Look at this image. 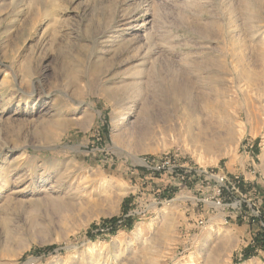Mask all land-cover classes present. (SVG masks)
<instances>
[{"label": "rangeland", "instance_id": "obj_1", "mask_svg": "<svg viewBox=\"0 0 264 264\" xmlns=\"http://www.w3.org/2000/svg\"><path fill=\"white\" fill-rule=\"evenodd\" d=\"M22 1L0 4V264H264V0Z\"/></svg>", "mask_w": 264, "mask_h": 264}, {"label": "bare ground", "instance_id": "obj_2", "mask_svg": "<svg viewBox=\"0 0 264 264\" xmlns=\"http://www.w3.org/2000/svg\"><path fill=\"white\" fill-rule=\"evenodd\" d=\"M20 1V0H19ZM19 1H17V0H11V2H12V6H14V8H13V10L15 11V10H18V7L20 6V5H18V2ZM22 1V0H21ZM23 2V1H22ZM26 2H24V4H25ZM0 4H2V0H0ZM22 7V6H21ZM20 11H22V10H20ZM20 11H19V13H20ZM2 11H1V7H0V13H1ZM18 12V11H17ZM15 14V13H14ZM1 15H2V13H1ZM1 15H0V18H1ZM9 15H10V13H9ZM130 18V17H129ZM126 19V18H125ZM133 20V19H132ZM135 20V19H134ZM128 21V20H127ZM125 22V24H130L129 22ZM109 28V27H108ZM107 28V29H108ZM132 28V27H131ZM107 29H105V30H107ZM125 29H130V27H128V28H125ZM105 30H104V32H105ZM108 31H110V29H108ZM112 31V30H111ZM3 32H6V31H3ZM1 35H3V33H1ZM106 35H107V33H106ZM109 36V35H108ZM109 37H113V36H109ZM116 37V36H115ZM115 38L114 39H112L111 41L112 42H115ZM107 41H109L108 43H110V39L109 40H107ZM151 41V40H150ZM107 43V42H106ZM106 45H108V44H106ZM122 45V44H121ZM111 46V45H110ZM117 46V45H116ZM115 46V47H116ZM122 47V46H121ZM123 47H124V45H123ZM113 48V47H112ZM125 48V47H124ZM141 48V47H140ZM18 49V48H17ZM12 53H13V51H12ZM14 54H15V52H14ZM31 56V55H30ZM145 56V55H144ZM31 59H32V57H29V59H27L26 60V63L24 62L23 63V66H22V64H21V66H22V68L20 69V71L22 72V76H23V81L21 82L22 84H24V85H26L27 87H29L30 88V79L32 78V76L34 75V68H33V66H32V64H31ZM98 62V61H97ZM82 63V62H81ZM14 64V63H13ZM25 64V65H24ZM173 65V64H172ZM15 66V65H14ZM192 69V68H191ZM94 71V70H93ZM0 72H1V70H0ZM14 76H15V74H14ZM161 77V76H160ZM184 78V77H183ZM14 79V77L12 76V77H10V76H6L4 79H3V81L1 82V84H0V86H5V87H7L9 90H10V92H11V97L10 98H8V104H5L6 106H9L10 104H11V102H12V100H13V96H12V94H15V90L13 89V85H12V81H14L13 80ZM16 80H17V78H16ZM181 80V79H180ZM163 82V81H162ZM166 84V83H165ZM7 85V86H6ZM162 85V84H161ZM181 87V86H180ZM165 89V88H164ZM175 89V88H174ZM104 91V90H103ZM109 91V90H108ZM166 93V92H165ZM181 97V96H180ZM189 99V98H188ZM11 106V105H10ZM147 108V107H146ZM1 109V108H0ZM162 113V112H161ZM60 116H61V114H60ZM9 122V121H8ZM7 122V123H8ZM48 128V127H47ZM59 128V127H58ZM22 128H20V130H21ZM22 136V134H21V131H19V133H18V135L17 136H15L16 137V139H13L15 142H16V144L18 143V141L20 140V137ZM17 140V141H16ZM17 162H12V161H6V163L4 164L5 166H4V168H3V170H4V172H5V175L6 176H8V175H10V177L12 176L11 175V170L12 171H14L15 169H17V164H16ZM20 164V163H19ZM20 166V165H19ZM19 168V167H18ZM20 168H21V166H20ZM18 170V169H17ZM14 174V173H13ZM36 174V173H35ZM5 176V177H6ZM14 176V178L15 179H13V181H16L17 183H20V182H22L23 181V179H24V175H22L21 174V176H16V175H13ZM12 176V177H13ZM2 180V179H1ZM3 181V180H2ZM4 182V181H3ZM6 183V185L9 183L8 181H6L5 182ZM17 183H15V185L17 184ZM21 184V183H20ZM19 186V185H18ZM249 192V191H248ZM23 202V201H22ZM7 212V211H6ZM7 214V213H6ZM247 215V214H246ZM1 222V221H0ZM9 231H11V230H9Z\"/></svg>", "mask_w": 264, "mask_h": 264}, {"label": "built area", "instance_id": "obj_3", "mask_svg": "<svg viewBox=\"0 0 264 264\" xmlns=\"http://www.w3.org/2000/svg\"><path fill=\"white\" fill-rule=\"evenodd\" d=\"M219 181L221 182V185L226 189V190H235V191H238L242 196L246 195V193H248V188H245L244 192L242 193L240 190H241V183L237 182V183H234L233 181H231L230 183L229 182V179L227 176L225 175H218L216 176ZM240 180V179H239ZM229 184L231 185V187L229 186ZM231 188V189H230ZM258 193V192H257ZM257 199H258V202H259V206L256 205V207L254 208V211H253V216H255V218H258L259 219V227L253 232V236H256L257 234H260L261 238H263V245H264V220H262L259 216L261 215L262 213V210H264V208L262 207L261 203L263 204V201H264V196L262 195H257ZM218 204L219 205H222L221 201H218ZM241 202L239 203V206H240ZM256 219H254V222H255ZM255 224H253L254 226ZM253 241V240H252ZM264 247V246H263Z\"/></svg>", "mask_w": 264, "mask_h": 264}, {"label": "trees", "instance_id": "obj_4", "mask_svg": "<svg viewBox=\"0 0 264 264\" xmlns=\"http://www.w3.org/2000/svg\"><path fill=\"white\" fill-rule=\"evenodd\" d=\"M123 207H124V210H125V215L128 213L129 209L127 208V201L125 200L124 201V204H123ZM123 220L125 223L123 224V226H131L133 224V218L131 215H127V216H123L122 218L118 217V216H113L111 218H109L107 220L108 224L110 225V232H113L115 233L119 227H121V223L120 221ZM88 234L90 236H93L92 234V230H89L88 231ZM52 249V246L48 247V250ZM252 252H246L244 254V256H246V258H249V257H252L253 254Z\"/></svg>", "mask_w": 264, "mask_h": 264}, {"label": "crops", "instance_id": "obj_5", "mask_svg": "<svg viewBox=\"0 0 264 264\" xmlns=\"http://www.w3.org/2000/svg\"><path fill=\"white\" fill-rule=\"evenodd\" d=\"M261 168L264 170V159H263V163H262Z\"/></svg>", "mask_w": 264, "mask_h": 264}]
</instances>
